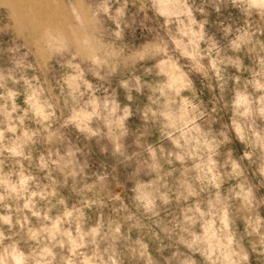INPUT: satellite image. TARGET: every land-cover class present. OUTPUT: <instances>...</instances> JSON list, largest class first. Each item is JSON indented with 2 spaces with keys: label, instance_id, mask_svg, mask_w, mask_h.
Listing matches in <instances>:
<instances>
[{
  "label": "clouds",
  "instance_id": "obj_1",
  "mask_svg": "<svg viewBox=\"0 0 264 264\" xmlns=\"http://www.w3.org/2000/svg\"><path fill=\"white\" fill-rule=\"evenodd\" d=\"M0 264H264V0H0Z\"/></svg>",
  "mask_w": 264,
  "mask_h": 264
},
{
  "label": "rangeland",
  "instance_id": "obj_2",
  "mask_svg": "<svg viewBox=\"0 0 264 264\" xmlns=\"http://www.w3.org/2000/svg\"><path fill=\"white\" fill-rule=\"evenodd\" d=\"M238 148L240 147V146H237Z\"/></svg>",
  "mask_w": 264,
  "mask_h": 264
}]
</instances>
